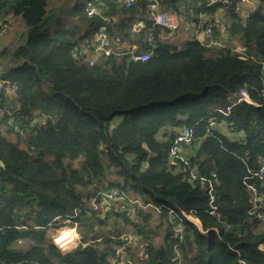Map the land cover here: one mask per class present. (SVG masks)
Wrapping results in <instances>:
<instances>
[{
	"label": "trees",
	"instance_id": "16d2710c",
	"mask_svg": "<svg viewBox=\"0 0 264 264\" xmlns=\"http://www.w3.org/2000/svg\"><path fill=\"white\" fill-rule=\"evenodd\" d=\"M48 1L0 0V24L19 16L25 27L17 49L0 52L7 60L0 91V264H111L123 236L137 237L125 252L133 257L143 244L150 264H264L258 217L264 202L255 209L250 202L252 188L264 198V178L254 177L264 164V0L247 17L228 16L226 39L213 27L211 40L180 48L167 41L168 29L152 24L148 0L130 8L103 0L93 17L86 15L87 0L67 8ZM160 3L203 29L219 10L192 9L193 0ZM103 25L125 49L136 46L150 58L113 55L89 66L82 47ZM233 40L250 58L233 52ZM240 90L250 103L237 101ZM183 127L192 133L184 147H196L172 159ZM161 129L169 132L159 141ZM111 189L158 209L162 243L152 242L151 215L143 209L135 224L132 213L100 216L87 207L74 218L84 246L59 253L48 239L50 224H62L92 191Z\"/></svg>",
	"mask_w": 264,
	"mask_h": 264
},
{
	"label": "built area",
	"instance_id": "2783aa9c",
	"mask_svg": "<svg viewBox=\"0 0 264 264\" xmlns=\"http://www.w3.org/2000/svg\"><path fill=\"white\" fill-rule=\"evenodd\" d=\"M124 8H130L137 0H118ZM148 5L146 7L147 12L150 15V19L154 26L166 28L170 31H175L178 23L177 17L175 14L166 13L160 11L159 0H148ZM103 0H87L85 3V12L88 17L98 16L101 14L100 7L103 5ZM218 6V13H221L220 16L215 15L212 25H208L204 31V38L211 40L213 34V27H219L221 19L228 17L231 14H241L243 13L244 7H246L245 17L254 13L259 7V0H193L192 9H198L201 7H213ZM193 11H190V16H192ZM7 29V23L0 24V38H2ZM135 31L140 30V26L136 24L134 26ZM151 41V38L148 39ZM136 46H131L130 49H125L124 44L119 38H111L108 33V26H100L97 31L94 33L93 40L88 44L84 50L83 54L87 57V63L89 66H93L97 60H106L109 57L128 55L132 61L144 62L147 61L151 53L143 52L138 53ZM233 52L238 54L239 58L246 60L250 58L247 55L246 48L242 45L237 46L233 49ZM264 71V65H263ZM4 72L0 71V91L3 88L2 76ZM238 102L250 103L249 97L244 90H240L239 95L237 96ZM192 139L191 130L187 127H183L182 130L176 134L172 141L170 149V157L172 159H181L179 152L182 146L189 144ZM264 164L260 170L254 174V177L259 179L264 178ZM214 177V175H213ZM192 179H196L195 175L191 176ZM201 183H205L204 179H200ZM208 195L210 197V203L213 199V185L211 182L207 181ZM252 197L250 202L253 204V209L257 208L254 203L264 202V198H257L256 191L251 189ZM91 196L88 199L84 200L88 204L85 205L84 209L87 207L92 208L93 211H96L100 216L105 214L118 213L130 215L134 210H144L148 205L142 206L137 200H128L120 191H92ZM82 212V209L74 210V214L67 216L63 222H53L50 225L52 229L48 234V239L50 243L58 250L61 254H67L73 252L79 248H82L84 245L81 242V238L78 233V226L80 225L78 221H74V218ZM172 216L177 217L173 210L169 211ZM182 215L192 224L197 225L196 221L188 217L182 212ZM258 217L261 220H264V215L259 214ZM179 235V230L175 229L173 237L176 238ZM121 246L116 250L114 256L111 259V264H150L149 255L146 251V248L143 244H140L138 253L130 257L125 251L126 247L131 246L135 247L137 244V237L135 236H123L120 238ZM177 259L174 258L173 262Z\"/></svg>",
	"mask_w": 264,
	"mask_h": 264
},
{
	"label": "rangeland",
	"instance_id": "374dc122",
	"mask_svg": "<svg viewBox=\"0 0 264 264\" xmlns=\"http://www.w3.org/2000/svg\"><path fill=\"white\" fill-rule=\"evenodd\" d=\"M77 0H49L48 1V6H50L51 8H58V7H64V8H67V7H70L72 6ZM184 17L182 15L179 16V23H180V27H178V29L175 32V34L171 37V38H167V41L171 44H175L177 45L179 48L182 46V44L190 39L193 38L192 35H190V33L192 32V29L194 28V23L192 21H189V20H184L183 19ZM229 22L228 19H225L224 21V25L227 24ZM136 23V22H134ZM185 25L188 26V29L185 30ZM179 26V24H178ZM25 30V28H24ZM24 30H23V33H24ZM224 28H223V25L222 27L220 28V31L222 33H225V35L223 36V39H226L227 35H226V32H224ZM2 40V41H1ZM0 42H3V37L0 38ZM236 41H231L230 45L233 47V44L235 43ZM15 44H11L9 45V47L11 49H14L15 48ZM84 50V47H82V51ZM120 117H115L112 122L114 124L118 123L120 121ZM163 129H161L159 132H161ZM158 132V133H159ZM157 140H160V138L158 137ZM161 141V140H160ZM196 147V145H193L190 147V149H188V151H192L194 148ZM180 153L182 155H186L188 152L184 149V146H182V148L180 149ZM147 208V209H146ZM144 209V214L147 213V214H150L151 215V218L148 220V222L146 223L147 225V229L150 230V237H151V240L152 242L158 246L162 243V237H163V226L162 225H158V222L156 220V217H157V213H158V209H154L152 210L150 207H146ZM140 211L139 209L136 208V210L133 211V213L131 214L132 218H133V222H135V224H140L142 223V217L144 215H140L139 212ZM126 230L128 231V233H132L133 232V228H130V227H127ZM23 248H26L24 245L22 246Z\"/></svg>",
	"mask_w": 264,
	"mask_h": 264
},
{
	"label": "crops",
	"instance_id": "0c3cea01",
	"mask_svg": "<svg viewBox=\"0 0 264 264\" xmlns=\"http://www.w3.org/2000/svg\"><path fill=\"white\" fill-rule=\"evenodd\" d=\"M159 3H160V0H159ZM185 3L184 2H181L180 3V6L182 7L183 5H184ZM186 4H188V3H186ZM159 9H160V11H162V12H166V13H172V14H174L173 12H171V11H167V10H165V8L164 7H162L161 6V3H160V7H159ZM246 7H244V9H243V13H241V15L244 17L245 16V12H246ZM221 15V13H217V16H220ZM176 17H177V23L179 24V26H177V28H176V30L178 29V27H180V23H179V16H177L176 15ZM228 17H224V18H222L221 19V23H220V26L219 27H217L219 30H220V28L222 27V25L224 24V21H225V19H227ZM184 19V18H183ZM214 19V18H213ZM7 23H8V25H7V29H6V31H5V34H4V36H3V42H0V52L1 51H3L4 49H9V50H14V49H17V47H18V43H19V39H20V37H21V35H22V33H23V30H24V23H23V20H22V18L21 17H19V16H12V17H8L7 18ZM136 24H138V22L137 23H135V25ZM134 25V26H135ZM139 26H140V28H141V25L140 24H138ZM133 26V27H134ZM188 29V26L187 25H185V30H187ZM175 30V31H176ZM204 29L202 28V25L200 26V25H195L194 26V28L192 29V32L190 33V35H192L193 36V38L192 39H196V40H198L199 42H203L206 38H204V31H203ZM170 31V30H169ZM175 34V32L174 31H170L169 32V34H168V36H167V38H171L173 35ZM192 39H190V40H192ZM2 41V40H1ZM189 41V40H188ZM185 43V42H184ZM11 44H15L16 46H15V48L14 49H11L10 47H9V45H11ZM175 45V44H174ZM240 45H242L241 43H238V42H235L234 44H233V49L235 48V47H237V46H240ZM85 47V46H84ZM7 64V60L5 59V58H2V59H0V71H2V72H5V65ZM217 128L220 130V132L223 134H226V135H228V132H227V130H226V125H222V124H220V125H217ZM165 130H167V132H169L168 130L169 129H163L161 132H159V133H157V135H156V139H158V137L160 138V140L162 141L163 139H164V137H163V133H164V131ZM159 140V141H160ZM184 149L190 154V151H188V149L189 148H187V147H184ZM186 154V156H188L189 154ZM181 154V153H180ZM182 156V155H181ZM185 156V155H184ZM117 191L118 189H111V190H107V191H105V192H109V191ZM119 191V190H118ZM90 195V194H89ZM83 204V203H82ZM81 204V205H82ZM81 205L77 208V209H81L80 207H81Z\"/></svg>",
	"mask_w": 264,
	"mask_h": 264
},
{
	"label": "bare ground",
	"instance_id": "6f19581e",
	"mask_svg": "<svg viewBox=\"0 0 264 264\" xmlns=\"http://www.w3.org/2000/svg\"><path fill=\"white\" fill-rule=\"evenodd\" d=\"M109 192H110V191H109ZM90 196H91V194L89 195V197H90ZM82 203H83V204L81 205V207H80V208H84V207H85V205H86V204H88V203H87V202H85V201H84V202H82ZM73 214H74V212H73ZM73 214H72V215H73ZM69 216H71V215H69ZM64 220H65V219H64ZM64 220H63V222H64ZM63 222H62V224H63Z\"/></svg>",
	"mask_w": 264,
	"mask_h": 264
},
{
	"label": "water",
	"instance_id": "95a60500",
	"mask_svg": "<svg viewBox=\"0 0 264 264\" xmlns=\"http://www.w3.org/2000/svg\"><path fill=\"white\" fill-rule=\"evenodd\" d=\"M0 167L4 168V164L2 162H0Z\"/></svg>",
	"mask_w": 264,
	"mask_h": 264
}]
</instances>
